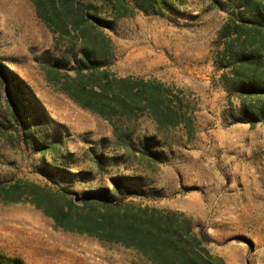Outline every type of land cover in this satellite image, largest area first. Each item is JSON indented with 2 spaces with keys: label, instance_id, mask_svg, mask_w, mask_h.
Masks as SVG:
<instances>
[{
  "label": "rangeland",
  "instance_id": "374dc122",
  "mask_svg": "<svg viewBox=\"0 0 264 264\" xmlns=\"http://www.w3.org/2000/svg\"><path fill=\"white\" fill-rule=\"evenodd\" d=\"M76 1L93 24L79 34L53 31L31 0H0V66L24 80L26 94L17 107L0 84V251L28 264H152L133 247L56 227L27 197L33 182L82 196L118 180L128 200L191 218L225 264H264V124L244 119L223 77L232 75L223 32L241 22L232 5L181 0L177 12L146 14L129 0L134 12L119 16L104 0ZM65 2L47 6L71 24L76 5ZM262 28H245L247 54H264ZM85 47L113 79L163 83L167 99L183 100L181 122L161 127L145 110L109 121L75 102L63 88L86 79L77 75ZM20 191L21 201L3 200ZM37 218L72 239L51 238Z\"/></svg>",
  "mask_w": 264,
  "mask_h": 264
},
{
  "label": "trees",
  "instance_id": "16d2710c",
  "mask_svg": "<svg viewBox=\"0 0 264 264\" xmlns=\"http://www.w3.org/2000/svg\"><path fill=\"white\" fill-rule=\"evenodd\" d=\"M31 1L39 18L55 32L65 33L64 27L71 25L70 27L79 34L80 31H88L93 25L86 19L81 3L76 0H67L64 3V6L69 3L76 5L68 13V17L72 19L71 24L60 22L56 5L52 4V8L47 6L48 1L54 0ZM104 1L113 4L114 11L119 16L134 12V8L128 4L129 0ZM130 1L146 14H158L162 11L177 12L181 0ZM228 3L236 11L233 15L241 22L235 23L232 31L223 32L228 40L222 53L226 58L232 59V75L224 73L223 77L227 83L230 81L229 91L241 99L240 110L244 119L252 127H257L260 123L264 124V100L261 101L264 97V67L261 62L264 54L258 50L250 54L245 52L249 38L245 28L252 27L258 33L263 31L264 0H228ZM68 31H71V28ZM99 35L106 39L102 32H97L95 38ZM235 40L240 41L237 52L231 51L230 48ZM86 48L77 68L78 77L84 75L86 79L77 85L67 84L63 88L75 102L109 121L116 114L130 116L145 110L161 127L167 121L170 124L181 122V119L174 117L181 111L183 100L177 98V102H174L171 98L167 99L165 92L157 88L162 87L163 83L135 80L129 76L113 79L106 70L101 69L100 64L91 60V54ZM109 53L108 50L106 54ZM97 56L95 55L94 59H97ZM229 76H232L231 80ZM76 80L78 78H75ZM0 84L13 96L14 105H24L25 84L18 74L0 66ZM11 187L16 189V186ZM22 193L7 192L3 200L19 202L22 200ZM27 197L28 201L54 220L56 227L85 233L101 241L133 247L152 264H225L221 256L211 253L204 245L203 234L194 231L191 218L178 211L128 200L129 197L118 180L112 188L98 187L83 192L82 196L66 190L52 191L33 182L29 184ZM0 264L28 263L0 251Z\"/></svg>",
  "mask_w": 264,
  "mask_h": 264
},
{
  "label": "bare ground",
  "instance_id": "6f19581e",
  "mask_svg": "<svg viewBox=\"0 0 264 264\" xmlns=\"http://www.w3.org/2000/svg\"><path fill=\"white\" fill-rule=\"evenodd\" d=\"M37 220V223H38V225H39V228L42 230V232L44 231L45 233H47L51 238H54V239H56V240H59V241H62V242H64V243H66V241L68 240V239H72V237L71 238H60L59 236H55V235H53V234H51L50 232H49V229H48V226H47V224H46V222H44V221H41L39 218H37L36 219ZM36 223V222H35ZM37 225V226H38ZM41 232V233H42ZM44 233V234H45ZM41 239V238H40ZM74 240V239H73ZM72 240V241H73ZM71 241V240H70ZM50 242V241H49ZM45 249V248H44Z\"/></svg>",
  "mask_w": 264,
  "mask_h": 264
}]
</instances>
